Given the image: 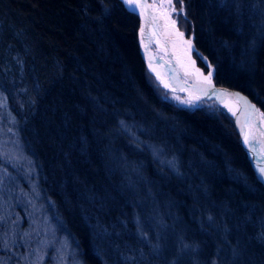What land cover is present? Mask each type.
<instances>
[{
    "label": "trees",
    "instance_id": "trees-1",
    "mask_svg": "<svg viewBox=\"0 0 264 264\" xmlns=\"http://www.w3.org/2000/svg\"><path fill=\"white\" fill-rule=\"evenodd\" d=\"M172 2L197 64L264 113V0ZM138 24L121 0H0V96L52 221L82 264H264L232 118L164 97Z\"/></svg>",
    "mask_w": 264,
    "mask_h": 264
},
{
    "label": "rangeland",
    "instance_id": "rangeland-1",
    "mask_svg": "<svg viewBox=\"0 0 264 264\" xmlns=\"http://www.w3.org/2000/svg\"><path fill=\"white\" fill-rule=\"evenodd\" d=\"M149 1L158 6L167 3V0ZM160 9L164 14L170 12L166 6ZM177 13V9L170 13V19L176 21ZM164 97L184 106L203 101H190L184 95L173 92ZM0 154L5 164V169L0 167V245L8 247L9 251L7 256L0 255V264H82L75 248L52 221L49 208L40 200L32 164L16 130L9 125L1 98ZM8 163L16 170L12 174L8 173Z\"/></svg>",
    "mask_w": 264,
    "mask_h": 264
},
{
    "label": "bare ground",
    "instance_id": "bare-ground-1",
    "mask_svg": "<svg viewBox=\"0 0 264 264\" xmlns=\"http://www.w3.org/2000/svg\"><path fill=\"white\" fill-rule=\"evenodd\" d=\"M137 4L156 5V7H145L149 18L147 22L145 21L143 32L141 33V38L143 39V44L146 50H144V57L147 60L149 67L151 65L150 68L154 69L156 73L161 77L162 84L169 87L171 90H166L160 86L159 82L153 76V73L148 70L142 57L147 72L154 77L158 85L168 93L173 92L180 93L182 95H184L182 92H176L172 90L182 89L187 94L192 93L189 92L190 90H192L194 92L193 95H196L197 93L195 92L212 88L214 86L213 79L212 87H208L204 83L202 78L203 76H207L209 69L204 71L202 67L197 64L196 60H194L195 58L193 59V44L192 50H188L186 41L191 39L186 37L177 25H175V28L171 26L170 20L165 18L164 12L156 3L149 0H134L132 6L135 9H139L140 7H137ZM177 30L180 33H183L182 37L177 35ZM220 86L233 89L226 85ZM218 91L221 92L219 97L222 100L223 106L235 118L237 122L242 142H244L245 135L248 136L250 143L245 144L244 142V144L245 148L249 149L253 156L254 168L252 167V169L254 173L255 171L257 172L258 176L264 182V177H261L259 173V168L264 167V119H262L260 116V113H262V111L256 106V104L252 105L246 97L242 96L238 92H232L223 89H218ZM0 98L2 99L3 97L0 96ZM253 106L255 107V109H258L259 112L254 111ZM232 116L230 117L232 118ZM40 200H42L44 205H46L50 211L48 203L41 198V194Z\"/></svg>",
    "mask_w": 264,
    "mask_h": 264
},
{
    "label": "water",
    "instance_id": "water-1",
    "mask_svg": "<svg viewBox=\"0 0 264 264\" xmlns=\"http://www.w3.org/2000/svg\"><path fill=\"white\" fill-rule=\"evenodd\" d=\"M122 3L124 4V6L134 12L137 16H138V20H139V26H138V40H139V45H140V51H141V54H142V57L144 59V62H145V65L147 66L148 70L153 73V76L155 77V79L159 82L160 86L163 87L164 89L166 90H171L169 87L167 86H164L162 84V80H161V77L156 73V71L152 68L149 67V64L147 62V60L145 59L144 57V50H145V47H144V44H143V39L141 38V29L144 28V25H145V21L147 22L148 21V14L146 12V9L145 7L144 8H137L135 9L133 6H128L127 4L124 3V0H121ZM146 51V50H145ZM194 59V57H193ZM195 60V59H194ZM213 82V81H212ZM214 86L212 88H209L207 90H200L199 92H195L197 93L196 95H193L194 92L192 90H190L189 92H192V93H185L182 89H173L172 91H176V92H182L184 94V96L190 100V101H199V100H214L221 108H223L230 116H232L226 109L225 107L223 106L222 104V100L220 99V94L221 92L218 91V89H223V90H229V91H232V92H238L239 94H241L242 96L246 97L247 100L252 104L254 105V103L245 95L243 94L242 92L238 91V90H234V89H229V88H226L224 86H220V85H216L214 82H213ZM233 120H234V124H235V127H236V130L238 131V134H239V142H240V145L243 147V149L245 150L246 154H247V157L253 167L254 165V162H253V156H252V153L250 152L249 149L245 148V144L244 142H242V139H241V136H240V130L238 128V125H237V122L235 120V118L232 116ZM254 168V167H253ZM255 170V169H254ZM258 179L263 183L264 185V182L261 180V178L258 176L257 172L255 171Z\"/></svg>",
    "mask_w": 264,
    "mask_h": 264
},
{
    "label": "snow or ice",
    "instance_id": "snow-or-ice-1",
    "mask_svg": "<svg viewBox=\"0 0 264 264\" xmlns=\"http://www.w3.org/2000/svg\"><path fill=\"white\" fill-rule=\"evenodd\" d=\"M180 2L182 4V0H180ZM124 3L127 4V5H129V6H132V4L134 3V0H124ZM136 6L137 7H141V8H144V7H156V5H144V4H137ZM165 6L170 10V12H166L164 14L165 15V18L168 19V20H170L171 26L173 28H175L176 21L170 19V13L176 12V9H175L174 4L172 3V0H167L166 5L165 4L159 5V7H161V8H164ZM180 11L183 12V6L181 7ZM141 32H143V28L141 29ZM177 35H179V36L182 37L183 36V33H180L177 30ZM186 43H187V46H188V50L191 51L192 50L191 40L186 41ZM193 63H194V61H193ZM150 67H151V65H150ZM208 68H209V71H208L207 76H203L202 78H203L204 83L208 87H212V76H213L212 65L209 64L208 65ZM253 110L256 111V112H259V110L258 109H255L254 106H253ZM260 116H261L262 119H264V113H260ZM244 142H245V144H249L250 143L249 138H248L247 135H245V137H244ZM259 173H260L261 177H264V167H260L259 168Z\"/></svg>",
    "mask_w": 264,
    "mask_h": 264
}]
</instances>
